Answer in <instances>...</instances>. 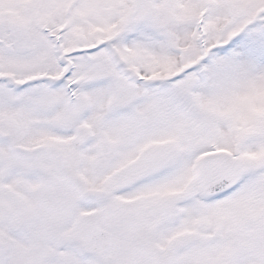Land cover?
Here are the masks:
<instances>
[{
    "label": "snow or ice",
    "instance_id": "6c2138e0",
    "mask_svg": "<svg viewBox=\"0 0 264 264\" xmlns=\"http://www.w3.org/2000/svg\"><path fill=\"white\" fill-rule=\"evenodd\" d=\"M0 264H264V0H0Z\"/></svg>",
    "mask_w": 264,
    "mask_h": 264
}]
</instances>
